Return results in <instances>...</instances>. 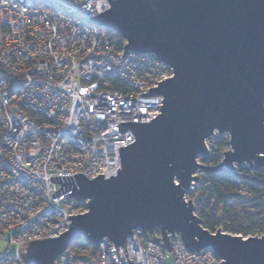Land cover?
I'll return each mask as SVG.
<instances>
[{"label":"water","instance_id":"1","mask_svg":"<svg viewBox=\"0 0 264 264\" xmlns=\"http://www.w3.org/2000/svg\"><path fill=\"white\" fill-rule=\"evenodd\" d=\"M108 1L110 9L89 19L125 40L123 57L155 54L174 76L143 94L163 98L151 123L118 125L136 141L119 147L115 174L51 177L61 183L53 198L72 191L88 211L69 216L70 228L59 237L30 242L26 264H55L81 240L94 247L109 239L128 259L126 245L137 229L146 235L160 229L162 240L150 241L167 252L168 235L179 234L189 251L211 250L221 264H264V236L211 233L185 198L200 183L199 172L243 178L238 167L264 170L257 150L264 144V0ZM217 133L230 136L231 150L221 164L205 166L198 158L208 157L206 142ZM248 241L250 247H240Z\"/></svg>","mask_w":264,"mask_h":264},{"label":"built area","instance_id":"2","mask_svg":"<svg viewBox=\"0 0 264 264\" xmlns=\"http://www.w3.org/2000/svg\"><path fill=\"white\" fill-rule=\"evenodd\" d=\"M108 9V0H0V242L8 231L14 248L0 252V264H26L30 242L59 237L69 216L88 211L72 191L53 198L61 183L51 177L115 174L119 147L136 141L118 125L151 123L162 113L163 98L143 94L172 78V68L152 53L114 52L110 31L89 19ZM154 235L162 240L160 229L132 232L126 250L133 264L222 262L211 250L189 251L179 234L168 235L167 252L150 241ZM98 248L91 261L65 254L55 264H130L109 239Z\"/></svg>","mask_w":264,"mask_h":264},{"label":"trees","instance_id":"3","mask_svg":"<svg viewBox=\"0 0 264 264\" xmlns=\"http://www.w3.org/2000/svg\"><path fill=\"white\" fill-rule=\"evenodd\" d=\"M110 36L114 52H121L125 40L112 32ZM111 81L114 87L125 90L118 80L111 79ZM221 156L215 151L212 156L203 158V161L210 163V161L220 160ZM239 172L242 173L243 178L225 173L202 172L200 187H198L203 194V199L196 205L195 213L206 230L216 232L223 227L225 232L242 237L250 236L257 229L264 232V184L256 180H264V171L242 166ZM250 172H252L251 176ZM76 247L88 249L91 254L75 255L73 251ZM98 253V246L92 247L81 240L73 243L66 255L91 261L97 257Z\"/></svg>","mask_w":264,"mask_h":264},{"label":"rangeland","instance_id":"4","mask_svg":"<svg viewBox=\"0 0 264 264\" xmlns=\"http://www.w3.org/2000/svg\"><path fill=\"white\" fill-rule=\"evenodd\" d=\"M217 136L218 137H216L215 139H210L208 141V144H209L210 149L212 150L213 153L215 151H217L219 154L222 155L219 158L220 160L210 161V163H207V162H204L203 161V158L204 157H200V158H198V162L199 163H201V164H203L205 166H211V167L217 166V165H219L221 163L220 161L223 158L224 152H227V151L231 150V147H230V144H229V142H230V136L228 134H224V135H219L218 134ZM245 167L246 166H243V168H245ZM239 170H240V167L237 168V171L238 172H239ZM197 174L200 176V178L203 175L202 172H199ZM251 174H252V172H250V176H251ZM199 187H198V189L193 194H190V196H189L188 199H186V201L191 200L194 203L195 207L199 203V201H201V199H203L202 198V195L203 194L200 191ZM195 215L197 216L196 213H195ZM222 230H223V227H222ZM227 234H229V233H227ZM230 235H232V234H230ZM233 236H240V235H233ZM262 236H264V232H261L259 229H257L256 231H254V233H252L248 237H242V236H240V237L246 239V238H249V237H259L260 238ZM10 237H11V234H10V232L7 231L5 233V237H4L5 239L4 240H1V242H0V252L5 251L6 249H11L12 253H14V248L9 245ZM73 254H75V255H88V254H91V251H89L88 249H82L80 247H76V248H74ZM169 263L170 264H173V258L171 260H169Z\"/></svg>","mask_w":264,"mask_h":264},{"label":"snow or ice","instance_id":"5","mask_svg":"<svg viewBox=\"0 0 264 264\" xmlns=\"http://www.w3.org/2000/svg\"><path fill=\"white\" fill-rule=\"evenodd\" d=\"M128 139H129V140H132V137L129 136ZM257 150H258L259 152H261V153H264V144H260V145L258 146ZM176 183H177V185H178V184L180 183V180H177ZM221 242H222V243H231V244H237V243H239L238 241H228V240L223 239V238H221ZM261 242H264V241H261ZM252 243H253L252 241H248V243H246V244H240V247H241V248H248V247H250V246L252 245Z\"/></svg>","mask_w":264,"mask_h":264},{"label":"bare ground","instance_id":"6","mask_svg":"<svg viewBox=\"0 0 264 264\" xmlns=\"http://www.w3.org/2000/svg\"><path fill=\"white\" fill-rule=\"evenodd\" d=\"M110 7H111V4H110ZM205 158V157H204Z\"/></svg>","mask_w":264,"mask_h":264}]
</instances>
